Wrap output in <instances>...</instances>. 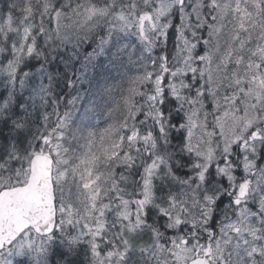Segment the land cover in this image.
<instances>
[{
	"label": "snow or ice",
	"instance_id": "obj_1",
	"mask_svg": "<svg viewBox=\"0 0 264 264\" xmlns=\"http://www.w3.org/2000/svg\"><path fill=\"white\" fill-rule=\"evenodd\" d=\"M0 264H264V0H0Z\"/></svg>",
	"mask_w": 264,
	"mask_h": 264
}]
</instances>
